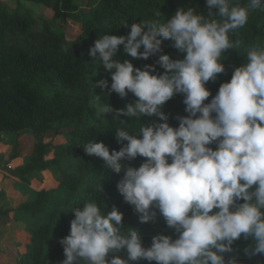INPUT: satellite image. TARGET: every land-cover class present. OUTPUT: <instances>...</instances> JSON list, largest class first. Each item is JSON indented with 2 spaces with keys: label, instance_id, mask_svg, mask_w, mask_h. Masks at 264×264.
Instances as JSON below:
<instances>
[{
  "label": "clouds",
  "instance_id": "clouds-1",
  "mask_svg": "<svg viewBox=\"0 0 264 264\" xmlns=\"http://www.w3.org/2000/svg\"><path fill=\"white\" fill-rule=\"evenodd\" d=\"M206 6L207 15L178 8L163 23L134 22L127 35L104 34L89 49L111 77L110 86L108 79L95 86L107 88V95L123 99L131 93L137 99L125 108L99 109L119 122V150L110 152L96 140L83 145L84 151L116 174L124 169L122 160L145 158L124 170L118 192L141 223H154L159 214L175 238L157 233L145 247L138 230L121 231L124 214L116 206L103 213L90 201L72 208L69 234L59 241L65 256L60 264H245L233 248L241 238L251 241L244 249L249 264L264 256V47L250 48L246 62L214 96L206 87L225 72L221 55L235 47L229 34L264 0H206ZM165 40L183 57L163 53ZM121 51L133 59H158L136 67L130 59H117ZM177 94L187 115H177L178 126H172L162 109ZM141 117L152 119L128 131L129 119Z\"/></svg>",
  "mask_w": 264,
  "mask_h": 264
},
{
  "label": "trees",
  "instance_id": "trees-1",
  "mask_svg": "<svg viewBox=\"0 0 264 264\" xmlns=\"http://www.w3.org/2000/svg\"><path fill=\"white\" fill-rule=\"evenodd\" d=\"M27 1L43 5L52 15L35 13L19 4L11 10L0 0V135L19 136L27 132L33 139L32 149L25 155L17 153L15 141L11 143V158L20 159L17 166L0 165L3 174L13 180L15 189L22 196L28 195L16 210L31 219L23 228L27 235L25 250L17 255L15 264H60L65 256L59 241L69 234L74 218L72 208H82L90 201H95L103 213L116 206L124 214L121 231L127 233L129 227L138 230L145 247L151 245L157 233L175 238L159 214L156 222L141 223L134 207L118 192L117 183L124 170L128 166L139 167L145 158L122 160L124 169L116 174L101 158L84 151L83 145L96 140L103 141L110 152L119 150L122 145L117 143L114 133L119 122L111 114H98L99 109L106 104L125 108L137 99L131 93L123 99L115 92L107 95V88L95 86L101 79H108L110 86L111 77L99 61H93L89 49L104 34L127 35L134 22H166L178 8H194L207 15L206 0H89L83 10L77 0ZM239 3L244 5L247 0ZM68 21L79 24L76 36H66ZM229 36L235 47L221 55L225 72L206 84L213 96L222 82L230 80L234 68L246 62L250 48L264 47V7L251 11L247 23ZM162 48L173 59L184 55L172 46L171 40H165ZM124 58L143 68L145 64H154L158 56L133 59L121 51L117 59ZM156 71L162 73L163 69L157 65ZM184 109L183 95L177 94L162 110L169 115V123L178 126L175 117L187 115ZM151 119L130 118L127 130L134 133L140 124L150 123ZM49 131L54 138L45 141ZM45 174L55 185L36 189L32 196L31 188L43 181ZM2 215L5 213L0 211ZM250 243L241 238L233 245L245 264H249V257L244 249ZM118 254L126 257L125 252ZM263 262L264 256H257L250 264ZM132 264L149 262L140 260Z\"/></svg>",
  "mask_w": 264,
  "mask_h": 264
},
{
  "label": "rangeland",
  "instance_id": "rangeland-1",
  "mask_svg": "<svg viewBox=\"0 0 264 264\" xmlns=\"http://www.w3.org/2000/svg\"><path fill=\"white\" fill-rule=\"evenodd\" d=\"M5 2L11 10L17 4L24 8H29L35 13L46 14L51 16L52 12L50 9L45 8L41 4H34L27 0H2ZM89 0H77L78 6L83 10L85 4ZM79 24L68 21L65 26V34L68 37L76 36L79 31ZM54 138L51 131L47 132L45 141ZM0 165L6 167H15L20 163L19 158L12 159L11 155L13 152L12 144L14 141L17 143V153L20 155L28 154L33 145V139L27 132L21 133L19 136L12 134H1L0 135ZM56 139V138H55ZM6 141H12L8 144ZM12 143V144H11ZM55 183L50 178L49 174L44 175V180L35 184L30 193L34 192L39 188H51ZM0 211L5 215L0 216V264H15L17 255L23 252L26 247V233L23 230L25 223L28 222L31 217L25 213L17 212V207L20 203L24 202L28 195L22 196L19 191L15 189L13 180L7 175L3 174L0 170ZM29 194V193H28ZM34 193H32V196ZM20 218V219H19ZM264 264V262H263Z\"/></svg>",
  "mask_w": 264,
  "mask_h": 264
},
{
  "label": "crops",
  "instance_id": "crops-1",
  "mask_svg": "<svg viewBox=\"0 0 264 264\" xmlns=\"http://www.w3.org/2000/svg\"><path fill=\"white\" fill-rule=\"evenodd\" d=\"M2 1V0H1ZM15 7V6H14ZM24 251V250H23Z\"/></svg>",
  "mask_w": 264,
  "mask_h": 264
}]
</instances>
